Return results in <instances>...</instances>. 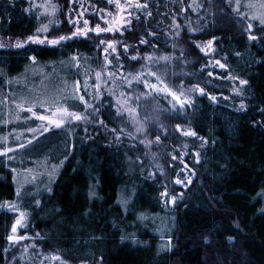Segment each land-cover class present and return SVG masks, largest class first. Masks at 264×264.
I'll return each mask as SVG.
<instances>
[{
    "label": "trees",
    "instance_id": "obj_1",
    "mask_svg": "<svg viewBox=\"0 0 264 264\" xmlns=\"http://www.w3.org/2000/svg\"><path fill=\"white\" fill-rule=\"evenodd\" d=\"M233 1L144 0L135 8L130 29L118 38L121 54L120 47L134 46L145 61L158 55L185 65L173 86L182 102L174 110L161 101L168 114L162 131L167 138L173 143L179 139L177 125L205 141L181 203L168 195L176 197L179 185L154 164L150 167L136 142H112L100 132L91 138L67 129L43 132L52 136L36 155L43 160L39 175L30 183L23 175L26 189H18L20 195L11 169L0 166V206L22 196L18 205L30 211L29 230L38 231L45 249L98 264H264V0H257L256 18L247 12L255 0ZM68 7L66 0H0V35L21 41L52 36ZM229 11L253 23L247 21L251 26L242 31L231 28L225 23ZM210 38H215L212 58L222 67L208 64L210 55L195 45ZM101 43L98 37L83 36L55 46L26 42L0 50V88L5 92L6 79L20 75L31 76V84L38 85L49 76L64 90L62 96L77 85L88 96L87 83L95 81L103 64L106 41ZM32 68L39 74L31 75ZM141 79L148 80L146 72ZM199 87L227 100L199 95ZM72 97L41 107L87 109L79 95ZM109 98L102 95L95 105L106 124L121 130L128 124ZM171 167L170 178L178 181L181 162ZM12 218V212L0 211V263ZM39 257L31 253L13 264H45Z\"/></svg>",
    "mask_w": 264,
    "mask_h": 264
},
{
    "label": "rangeland",
    "instance_id": "obj_2",
    "mask_svg": "<svg viewBox=\"0 0 264 264\" xmlns=\"http://www.w3.org/2000/svg\"><path fill=\"white\" fill-rule=\"evenodd\" d=\"M66 1L69 7L64 12L65 20L61 26L59 21L55 22V30L52 31V36L29 37L21 41L0 35V50H8L19 43L26 42L55 46L66 38L92 36L98 37L102 41L101 44L106 41L104 43L103 64L98 70L95 81L92 84L87 83L88 96L80 94L78 85L67 88V94L62 96L60 93L64 90L61 91L58 85L53 84L49 76L44 78L43 83L39 85L37 83L31 84L32 77L26 75L6 79V93L0 88V166L11 169L17 192L20 188L21 191H25V186L22 187L26 183V176L23 175L29 176L30 181L28 183L38 177L40 163H43V160L37 159L36 155L43 148L47 139L50 141L52 136L43 132L67 129L73 130L75 136L79 132L86 138H91L100 132L112 142H120L121 140L136 142L142 148L150 167L154 164L155 170L166 175L165 177L169 178L175 187L179 185L181 191L176 192V197H174L175 193H167L171 201L176 202V204L181 203L184 198V190L189 187L196 175V165L199 160L197 150L205 143L189 128H182L177 125L174 133L179 135V139L174 143L170 138H167L168 132L162 133L163 127L167 124L168 114L161 101L165 100L167 107L174 110L182 102L179 97L180 94H178L179 89L173 86L174 82H179L178 75L180 69H183L181 67H185L184 63L180 67V64L179 66L175 64L174 59H160L158 55L155 59L151 55L146 56L147 61H145L144 55L139 52V48L134 46L120 47L123 54L119 52L120 40L118 38L130 29L129 27L136 15L135 8L144 0ZM207 1L212 2L213 0ZM227 1L232 5L235 4L233 0ZM254 3L251 10H247V12L251 17L256 18L255 11L259 10V4H256L257 0ZM209 5L210 3H207V6ZM257 12L259 13V11ZM247 21L253 23L250 20H244L239 16V13L231 14L230 11L225 19L227 26L236 27L239 31L251 26ZM260 23H264V16ZM151 36H155V33L151 32ZM214 39L198 41L195 42V45L206 56L210 55L208 64L211 66L217 64L222 67L217 59L212 58ZM145 43H147L146 40L142 42V44ZM118 54H120L119 57ZM112 56H117L118 59L112 60ZM137 61L139 62L138 71L134 70V64L136 67ZM114 67H117L116 71H114ZM141 68L143 70L139 72ZM28 71L31 75L39 74V70L37 71L36 68L28 69ZM145 72L148 75V80L141 79V75ZM137 83H141L138 88L136 87ZM181 90L184 92L183 89ZM196 91L199 95L206 94L213 100H219V97L226 99L221 96L222 94L211 95L200 87ZM230 92L238 94V91L234 89H231ZM72 94L74 96L79 95L87 108L85 111L73 110L64 105L55 107L44 105L41 107L50 101H54L55 104L66 103V101L61 102L60 100L64 97L70 100L73 98ZM102 95H110L109 99L112 104L119 109L118 114H124L125 123L128 125L123 126L121 130L110 127L103 121L101 113L95 105L101 101ZM157 99L162 100L158 101ZM37 107L41 108L38 109ZM153 127L155 133L151 131ZM40 133L43 134L39 136ZM70 137L71 135L68 133L67 138ZM165 147L169 149L165 151ZM179 161L182 171L176 172L179 177L177 181L174 177L170 178V173H172L171 166ZM164 162L169 163L168 168H164ZM155 170H152V174H155ZM52 172L53 170L48 169L47 175H52ZM18 193L21 194L20 191ZM21 199H23L22 196L18 202L6 201L0 206V211L7 210L13 213L7 235L8 247L4 260L0 264H13L17 259L28 258L31 253L38 254L39 260L45 264L56 262L98 264V260L95 259H74L58 249H45L41 245L42 238L38 231L29 230L31 225L30 211L18 205L21 204Z\"/></svg>",
    "mask_w": 264,
    "mask_h": 264
}]
</instances>
